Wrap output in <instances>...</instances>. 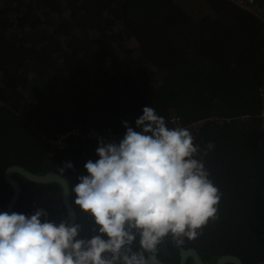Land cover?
Wrapping results in <instances>:
<instances>
[{
	"label": "trees",
	"instance_id": "1",
	"mask_svg": "<svg viewBox=\"0 0 264 264\" xmlns=\"http://www.w3.org/2000/svg\"><path fill=\"white\" fill-rule=\"evenodd\" d=\"M262 29L256 16L230 0H0V207L12 193L3 180L7 167L56 172L69 183L78 238L98 235L93 218L75 205L72 188L88 175L85 164L99 159L101 141L71 137L65 152L51 157L45 140L64 124L112 128L109 95L120 97L128 83L126 93L140 98L145 76L199 101L194 108L171 91L167 96L181 111L188 106L178 118L182 127L197 124L194 158L222 194L217 218L181 247L196 249L206 264L221 255L258 264L264 259ZM184 70L192 75L183 76ZM115 104L116 114L123 111ZM196 109L205 117L193 123ZM69 162L72 168H65ZM14 177L21 193L13 213L30 217L42 209L41 222L68 221L58 184ZM131 247L140 250L138 234ZM157 255L179 264L171 237Z\"/></svg>",
	"mask_w": 264,
	"mask_h": 264
},
{
	"label": "clouds",
	"instance_id": "2",
	"mask_svg": "<svg viewBox=\"0 0 264 264\" xmlns=\"http://www.w3.org/2000/svg\"><path fill=\"white\" fill-rule=\"evenodd\" d=\"M136 126L141 130L124 123L118 145L101 141L99 159L85 164L88 175L72 188L75 205L99 234L79 239L80 225L41 222L42 209L30 217L0 213V264H159L166 238L178 247L198 238L217 218L222 194L194 158L199 146L192 133L169 128L151 106ZM137 234L140 250L133 252Z\"/></svg>",
	"mask_w": 264,
	"mask_h": 264
},
{
	"label": "water",
	"instance_id": "3",
	"mask_svg": "<svg viewBox=\"0 0 264 264\" xmlns=\"http://www.w3.org/2000/svg\"><path fill=\"white\" fill-rule=\"evenodd\" d=\"M262 70L264 71V65L262 67ZM263 88L264 85L261 89ZM134 125H136V122L134 123ZM15 175H19L20 177L31 183L42 184V185L51 184V183L58 184L62 190L61 200L63 207L67 213V217H68L67 223L69 226H73L75 224L77 216L75 210L73 209L70 203V188L68 181L56 172H44L43 174L38 175L28 171L24 167L17 165L9 166L3 172L4 183L12 189V193L9 200L6 203L5 208L0 207V213L7 212L9 214H12L14 206L19 199L21 193V186L19 180L14 177ZM175 246L178 250L179 264H188L189 260H191L192 264H206L201 258V256L197 253L196 249L182 248L181 246L178 247L176 244ZM159 264H165V263L159 259ZM213 264H242V262L236 256L221 255L216 259V261ZM258 264H264V259L260 261Z\"/></svg>",
	"mask_w": 264,
	"mask_h": 264
},
{
	"label": "built area",
	"instance_id": "4",
	"mask_svg": "<svg viewBox=\"0 0 264 264\" xmlns=\"http://www.w3.org/2000/svg\"><path fill=\"white\" fill-rule=\"evenodd\" d=\"M235 5L244 9L245 11L252 13L263 26L264 34V3L261 0H230ZM260 96L263 102V108L261 111V117L264 118V92L263 89L260 90ZM167 126L172 127H182V122L178 117H171L167 121ZM66 124L62 125L63 131L56 133L53 137L45 140L49 147L51 157L59 155L65 152L68 144V139L71 137L84 139L88 141H109L110 143H120L122 136H125L126 131L119 132L114 131L111 127H97L91 124V122H83L80 124H74L70 129H66ZM133 130L140 131L136 125L132 126Z\"/></svg>",
	"mask_w": 264,
	"mask_h": 264
},
{
	"label": "rangeland",
	"instance_id": "5",
	"mask_svg": "<svg viewBox=\"0 0 264 264\" xmlns=\"http://www.w3.org/2000/svg\"><path fill=\"white\" fill-rule=\"evenodd\" d=\"M186 72H187V70H184L183 71L184 74L182 73V75L183 76H187V75L190 76V75H192L191 73H189V72L186 73ZM190 79H191V77H190ZM149 81H150V79L148 77H144L140 81V85H148L147 83ZM145 88L148 89V92L150 93L149 95L152 98L153 108L155 109L156 113L159 114V116L165 117L166 123H167V119H169L171 117H174V116H178L177 112H180L181 115H184L188 111V106L186 107V109H184V110L181 111L174 104L169 103V98L167 97V96H170L169 95V91L172 92V94L174 95L173 97H175L178 100V102L179 101H182V102H185V103H190V106L193 103V107L194 108H195L194 102H196V103L199 104V101H197L196 98H192V97H188L186 95H183L182 93H180V91H177L174 88L172 89V86H169V87L159 86V87H157L154 84V82H153V86L152 85H148ZM129 100H131L130 97H128V101ZM122 109L125 110V111L122 112V114L124 112H127L128 111V107L126 106L125 103L122 106ZM164 111H166V112H164ZM200 112L201 113H204V114H207L206 112H203L201 110H200ZM195 114L196 115H195V117L193 119V123H198L200 120L203 119V117H205V116H201V114L198 113V109L195 110ZM127 121H129V120L128 119H126V120L124 119L123 122L117 121V122L113 123L112 129L113 130H116V131H119V132L120 131L121 132L126 131V128L124 127V123L126 122L128 124ZM132 125H134V123ZM196 125L197 124L192 125V126L190 125V126L187 127L189 129V131L192 133L194 139L196 138V134H197V130H198V127ZM129 127H132V126H129ZM172 128H174V127H172Z\"/></svg>",
	"mask_w": 264,
	"mask_h": 264
},
{
	"label": "crops",
	"instance_id": "6",
	"mask_svg": "<svg viewBox=\"0 0 264 264\" xmlns=\"http://www.w3.org/2000/svg\"><path fill=\"white\" fill-rule=\"evenodd\" d=\"M123 76V74L125 73H121ZM134 93L136 92L137 87H135V85L133 84V80H131V83H130ZM129 88V84L128 83H125L122 87H121V90L119 92V96L120 97H117L115 94L114 95H109V98H108V101L110 102V107L108 109V112L111 114L109 117L112 116V119H113V122H117V121H121L123 122L124 119H128L129 121L128 122V125L129 126H132V124L134 123V119H139L137 116L139 113H143V111H141L142 109H137V106H139V102L138 101H135L137 100L136 97H133L132 95L133 94H127L126 93V90ZM129 95V96H127ZM128 97L131 98V100L128 101ZM173 101H169V103H171ZM116 103V104H115ZM124 103L126 104V106L128 107V111L127 112H124L122 114L123 111H120L118 114H116L115 112V108H114V104L117 106V107H121L124 105ZM158 114V113H157ZM159 115V114H158ZM174 117H179V116H174Z\"/></svg>",
	"mask_w": 264,
	"mask_h": 264
},
{
	"label": "flooded vegetation",
	"instance_id": "7",
	"mask_svg": "<svg viewBox=\"0 0 264 264\" xmlns=\"http://www.w3.org/2000/svg\"><path fill=\"white\" fill-rule=\"evenodd\" d=\"M145 76H143L142 78H141V80L144 78ZM140 80V81H141ZM155 80V81H154ZM153 82H154V84L157 86V87H159V86H166V87H168V85L167 84H165L164 82H162V81H159V80H157V79H153V80H150L147 84L148 85H152L153 86ZM133 84H134V81H133ZM135 85V84H134ZM148 85H146V86H148ZM145 86V87H146ZM136 87V86H135ZM154 88V87H153ZM138 89V88H137ZM172 89H173V87H172ZM144 91H145V94H143L142 96H140V98H136L137 99V101L139 102V106H137V109L139 110V109H142L143 110V108L144 107H146V106H151L152 108H153V101H152V98H151V96L149 95L150 93L148 92V89H146V88H144ZM145 98V99H144ZM146 100V101H145ZM124 138V136H122V138H121V140L120 141H122V139ZM95 141V140H94Z\"/></svg>",
	"mask_w": 264,
	"mask_h": 264
}]
</instances>
